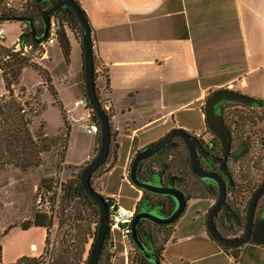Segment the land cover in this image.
<instances>
[{"label": "crops", "instance_id": "0c3cea01", "mask_svg": "<svg viewBox=\"0 0 264 264\" xmlns=\"http://www.w3.org/2000/svg\"><path fill=\"white\" fill-rule=\"evenodd\" d=\"M85 13L90 27L93 56L108 76L107 100L117 146L113 168L97 178L104 182L120 173L117 193L106 191L124 209L136 210L143 193L132 186L128 171L134 155L155 143L169 131L182 129L196 136L206 129L203 107L213 92L232 85L234 92L253 100H264V0H75ZM19 24L15 40L2 46L10 48L22 34ZM69 62L58 70L42 60L38 64L49 78L48 86L57 93L67 123L66 147L62 157L65 168L76 172L96 155L98 136L86 135L80 143L75 128H84L90 111L73 108L85 98L82 49L73 34ZM61 51V50H60ZM62 54V53H61ZM63 57V55H62ZM46 62V63H45ZM22 72L19 85L26 89ZM65 76L63 84L58 79ZM39 77V76H38ZM36 83V82H35ZM71 91L69 105L63 92ZM45 108L39 118L46 121ZM62 116V115H61ZM44 136L53 137L54 133ZM126 190L127 196L122 195ZM201 205V206H200ZM209 199L187 202L185 213L173 224L164 245L160 264H264V247L245 244L237 257L226 253L206 231ZM47 229L19 227L0 238V264H13L23 256L38 258L45 249ZM27 241L25 242V240ZM111 263L116 264V244ZM125 264H128L125 259Z\"/></svg>", "mask_w": 264, "mask_h": 264}, {"label": "rangeland", "instance_id": "374dc122", "mask_svg": "<svg viewBox=\"0 0 264 264\" xmlns=\"http://www.w3.org/2000/svg\"><path fill=\"white\" fill-rule=\"evenodd\" d=\"M35 1L36 0H0V16H26L29 14L35 15V5L39 4L40 0L39 2ZM6 21L7 22L0 21V24L6 32L5 43L9 44L13 40H15L19 24L17 22H10L12 20ZM63 30L65 31L66 35L67 33H70L69 29L65 27L63 28ZM48 52L50 60L47 63L45 62L48 67H51V69H54L55 71L62 68L64 63L58 43L56 42L55 45L49 47ZM32 57L33 56H30L28 58L29 60H33L29 62L28 68H30L31 70H27L24 72L22 82L24 83V85H35L26 89L24 87H21V85H19L18 83L13 87V90L17 94L26 90H38L37 103L39 107L37 106L36 108L38 112L36 114H31L30 119H28L30 124L26 127L33 142H36L38 148L37 151L33 154H31L30 152L24 155L21 154L18 160L16 158L10 157L0 150V238L2 237L3 232L9 227L15 226L20 228V225L32 222L35 214H37L36 199L38 197V194L44 192L47 189H51L55 179H57V182H62L61 184L63 185V187H65L71 181L76 180L78 174V172L71 168H65V170L61 172L60 164L62 162L61 155L63 153L61 149L63 145L61 134L65 131V127L60 129V131L55 135L59 137V140L55 143H53L54 139L52 140L54 136H44L43 130L45 127V122L43 119L39 118L40 112L43 109L41 95L44 93V89L41 86H37V83L46 80V78L42 70L39 68L38 64L40 63V61L34 60ZM6 60L7 58L3 59L1 57L0 65L6 62ZM97 81L99 85L98 90L100 95V92H105V72L101 71L99 73ZM4 86L3 75L0 71V90L3 91ZM62 96L64 98L63 103L65 105H69L72 99L71 91L63 92ZM44 99L47 104V110L44 115L46 121L45 130L50 134L54 133L56 130H58V128L62 126V116L58 105L54 103L51 92L49 94H46ZM2 104L3 102H0V105ZM81 110H83V108ZM229 110L230 115L227 116V119L231 121L237 120L240 122L238 128L236 129L240 136H242L243 138L246 137L247 134H251V139L247 140L244 146L239 147V144L234 145V154L232 155L231 161L233 164L232 170L236 183L238 185L243 184L247 189L246 193L239 198V200L241 201V203L239 204L241 205H238V202L236 203L237 212H239L240 215H244L243 209L246 206V203L251 198L250 191L264 182V140L261 139L263 142H260L262 147H260V144L258 143V140L261 136L264 138V106L251 108L249 106L245 107L233 104L229 105ZM11 123V121H8L7 124H5V122L2 120V117L0 116V124H2L0 125V135L1 133H11V131L13 130V125ZM75 132H77L76 136L80 143L86 141L84 128L76 127ZM1 138L2 137L0 136V141ZM42 140H44V143L41 142ZM256 142L257 147L255 146ZM43 146H45V149L43 148ZM23 159L27 162L22 163ZM111 162L112 158L109 159L107 166ZM15 163H22L26 167H17L14 165ZM33 164H36V166H34ZM106 168L107 167L104 166L93 176L91 183L92 187L98 194H100L99 192H101L105 195L106 191L117 193V189L120 183V173H116L111 179L109 178L107 180V183L104 182V178L101 180H97V178L100 177L103 172H105ZM168 172L175 174V170L172 167ZM188 181L189 184H194V182H196V180L191 175H189ZM122 195L123 197L127 196V192L125 189L123 190ZM151 195L154 196L153 194ZM147 196L149 197V195ZM61 197V192H54L53 201L55 202L56 206L57 219L53 221L50 220L52 227L49 230V256L52 253L58 252L59 243L64 237L63 234L66 230L65 224H68V216L72 215V208L75 205V202H71L67 205L64 200H61ZM212 203L214 204V201H212ZM146 205L147 204L145 202L141 207L145 209ZM263 206L264 196L258 202L255 218L258 217L259 211ZM84 212L87 215V222L89 221L91 223L89 232L90 234L88 237V243L86 245V252L84 255V260H86L88 257V250L90 249L94 240L92 239L93 233L95 231L93 223L96 221V217L90 214L89 210L87 209L84 210ZM152 214L154 216H160L159 209H154L152 211ZM81 216L84 217L82 213ZM62 220H64L65 224H63V226L59 228ZM219 223L220 220L217 222V225H219ZM152 228L158 238L157 246H160L163 241L165 231L155 226H152ZM113 236L115 244L119 251L118 253H122V255L118 257V262L116 264H125V259L128 264H136V252L131 250L128 253V256L125 257L123 255L122 246L119 243L118 235L114 234ZM27 239L28 238H26L25 242L27 241Z\"/></svg>", "mask_w": 264, "mask_h": 264}, {"label": "trees", "instance_id": "16d2710c", "mask_svg": "<svg viewBox=\"0 0 264 264\" xmlns=\"http://www.w3.org/2000/svg\"><path fill=\"white\" fill-rule=\"evenodd\" d=\"M39 2V0L35 1ZM60 2V0H40L39 4L35 5L36 14L32 15H26V16H12V15H2L0 16V21H6V20H17L20 21L21 19H25L30 21V23L33 26V29L35 31L36 36H41L43 26H42V20H41V13L48 8H51L55 5H57ZM77 5L79 6L78 2L75 1ZM80 7V6H79ZM81 9V8H80ZM82 10V9H81ZM83 12V11H82ZM84 13V12H83ZM85 15V13H84ZM51 19H55L59 24V30L57 32V40L61 53L63 55L65 63L69 62V54H70V43L68 40V37L63 30V28L69 29L70 34H73L75 38L78 40L80 46H81V36H80V29L78 26V22L76 20V17L74 13L67 7H62L58 9L54 14H52ZM26 25L25 30H23L22 34L19 36V42L21 44H35L33 42V39L31 36H26V33L28 32L27 24L25 22H22ZM1 57L3 59H6V62L2 63L0 65V71L3 75L4 80V88L9 91L10 96L12 95V87L16 86L21 78L22 72L25 68L29 67V59L20 57L17 53H13L11 51V48H6L4 46H0V59ZM94 59V81H95V89L97 96L99 98V85H98V63L95 57ZM36 67V66H35ZM40 68V67H39ZM41 69V68H40ZM42 70V69H41ZM42 72L45 75L46 80L49 82V78L46 75V73L42 70ZM108 76L105 74V87L108 89ZM49 92H51V95L54 99V103H56L60 109V113L62 115L63 121H64V127L67 129V123L64 116V111L62 109V106L60 102L57 100V93L56 91L51 87L48 86ZM255 104L254 106H249L251 108L253 107H261L264 106V100H254ZM233 105V104H229ZM229 105H227L229 109ZM241 106V105H239ZM248 107V106H245ZM45 108V105H43V109ZM42 109V110H43ZM88 111H90L89 105L87 106ZM230 115V114H228ZM0 116L2 117V120L7 124L8 121H11L13 125V130L11 133H1V141H0V150L9 155L12 158L19 159V156L22 154H26L30 152L31 154L35 153L37 151V144L36 142H33L28 129L26 128L30 122L29 120H26L21 114H20V107L18 104H16L14 101L10 100L8 102H5L4 104L0 105ZM90 119L91 122L96 123L99 125L96 116L94 113L90 112ZM240 119V118H239ZM231 122V125L235 127V129L239 126V121L237 120H229ZM2 125V124H0ZM3 127V126H2ZM210 135H213L209 132ZM99 138V135H97ZM214 136V135H213ZM54 139L53 143L57 142L59 140L58 136H54L52 140ZM51 140V142H52ZM115 136L113 133H111V141H110V148H109V154L107 159L102 163V165L92 174L90 182L92 183L93 176L104 166H106L105 172H103L100 177L108 173L114 165L115 162V153L117 146L114 143ZM41 142L44 143V140ZM177 142H182L179 138L172 141L169 145H167L163 150L155 154L153 157L141 162L137 168V176L144 180L145 176L151 177L152 180H157L160 178L168 180L172 178L174 175H176V169L177 167L181 168V172L178 173V188L181 193L184 194V196L187 199V202L191 200H205L209 199L212 201H216L218 196V190L215 187H209L205 188L203 183L193 176L189 171V165L187 163L186 156L184 154H181L178 152L180 158L178 161V165L175 164V162L171 159L173 154L175 153V146ZM45 149V146H43ZM99 148V141H98V147L95 150L97 153ZM64 153V152H63ZM63 153L61 155V158L63 157ZM213 153L215 155H218L220 153V147H217L214 149ZM112 158V162L107 166V163L109 162V159ZM27 161L23 159L22 163H26ZM22 163H15L14 165L20 168L26 167ZM36 166V164H33ZM171 167L174 168V173H169L168 171L171 170ZM83 168H80L77 174V179L74 181H71L69 184H67L65 187L63 185L61 186V189L59 192L62 193L61 200H64L66 204H70L71 202H75V205L72 208V215L68 216L69 222L68 224H65L64 220L61 221V224L59 225V228L65 224L66 230L64 231V237L59 243V249L57 253H52L49 256V230L52 227V224L50 220H48L45 216L41 214H35L32 222L25 223L23 225H20V229L25 231L29 229L30 227H44L47 229V237L45 240V249L43 254L38 258H31L27 256H23L19 258L15 263L13 264H85L86 260H84V255L86 252V245L88 243V237L90 232V226L91 223L87 222V215L86 211L89 210V213L92 214L94 217H96V221L94 224V233L92 236V239L96 236V231L99 223V213L98 208L95 204V202L87 200L84 202L86 195L80 185V174ZM191 175L196 182L194 184H189L188 177ZM99 178V177H98ZM145 181V180H144ZM236 183V180H235ZM262 184V183H261ZM260 184V185H261ZM92 185V184H91ZM236 191H230L228 194L230 197L227 199V202H233V204L236 206V203L238 202V205H241V201L239 198L244 195L247 191V189L244 187L243 184L238 185L236 183ZM259 185V186H260ZM258 186V187H259ZM254 188L252 191H250V196L257 190V188ZM181 189V190H180ZM50 189L45 190L44 192H49ZM249 191V190H248ZM143 196L138 204V206H142L143 203L146 202V209H153L154 207H158L159 213L162 216H168L171 214L175 207V202L170 197H163L161 196H152L151 194L147 192H142ZM194 193V194H192ZM149 195V197L147 196ZM228 195V196H229ZM264 196V195H263ZM262 196V197H263ZM155 197V198H150ZM260 198V200L262 199ZM104 198V197H103ZM105 200H108L107 198H104ZM250 200V199H249ZM259 200V201H260ZM249 202V201H248ZM243 209V214L240 215L239 212L236 210V214L241 222L240 226L235 225L234 233L238 234L242 231V225L245 222V214H246V207L247 204ZM137 206V207H138ZM237 207V206H236ZM264 210V206L261 208ZM260 209V210H261ZM137 210V208H136ZM261 212V211H260ZM81 213L84 217L81 216ZM260 214V213H259ZM258 214V215H259ZM66 217V215H65ZM220 220L219 225H217V222ZM216 227H222L224 226L223 218L218 215V217L215 220ZM152 226L161 228L165 231V235L163 238V241L160 246H157V235L153 231ZM173 225L170 226H158L155 224H152L147 221H140L138 224V234L140 238L142 239V235L144 234L146 229L151 230L152 238H151V248L152 253L154 254L155 259L161 261V254L164 249V245L167 242L170 230L172 229ZM9 227L7 230H5L2 234V236L6 235V233L14 228ZM94 241V240H93ZM244 246V245H243ZM238 247L234 249H226L221 247L226 253L232 255L233 257H237L239 254L241 248ZM264 247V244L261 245ZM132 250L136 252L137 254V261L136 264H149L148 260L145 258L144 254H142L133 244H131ZM91 248V247H90ZM90 252V249L88 250V253ZM113 254L110 252V240L108 233L106 234L101 253L97 259L96 264H110Z\"/></svg>", "mask_w": 264, "mask_h": 264}, {"label": "water", "instance_id": "95a60500", "mask_svg": "<svg viewBox=\"0 0 264 264\" xmlns=\"http://www.w3.org/2000/svg\"><path fill=\"white\" fill-rule=\"evenodd\" d=\"M62 7L69 8L74 13L78 22L81 36L85 99L90 107V112L94 113V115L96 116L100 128L98 151L94 158L87 165H85L80 174V185L86 195L84 202H86L87 200L95 202L99 213V223L96 231V236L91 245L90 252L88 253V257L85 263L96 264L107 234L108 222L106 201L103 196L98 194L93 189L90 180L92 174L102 165V163L108 157L111 141V125L109 122V117L104 111L95 89L93 46L90 27L87 22L86 16L77 5L75 0H60L57 5L41 13L43 30L41 36L39 37L36 36L30 21L21 19L18 22H25L27 24L28 32L26 33V36H31L33 42L35 44H39L48 36L52 14H54L58 9ZM221 102L235 103L241 106H253L255 104V101L252 98L244 96L240 93L223 89L210 94L206 98L204 103L203 114L205 117L206 127L210 133L217 137L221 144L222 159L220 160V172L222 176L226 177L228 182L230 183L231 179L225 168V160L230 153V133L228 128L225 126L221 115L215 113V107ZM177 138L181 139L188 149L190 157V167L193 175L199 179L211 180L217 186L218 197L212 208L207 213L205 221L206 231L211 240L226 249L238 248L249 243L255 245H263L264 214L260 219L257 220H255V214L258 202L264 195V182L252 194L247 204L243 235L234 239L223 238L220 235L215 224V220L220 212L224 213L226 223L233 222L235 223V225L240 226L241 222L238 216L226 204V184L222 177L217 173L205 171L201 168L198 160V154L202 157H204L205 155L203 154L202 147L198 138L192 136L190 133L182 129H174L169 131L165 136H163L155 143L139 150L134 155L131 161L128 171V179L132 186H134L141 192L170 197L175 202V207L171 214L168 216H154L152 214V211L154 209H158V207H154L151 210H135V216L131 224V241L133 245L144 254L146 259L151 260L152 264H160L159 260L153 258L151 259L148 255L147 250L138 234V224L140 221L144 220L158 226H170L175 224L185 212V209L187 207V199L183 193L173 187L155 184V182L144 181L137 176V168L141 162L153 157L155 154L163 150L167 145H169L174 139ZM157 182L159 183L160 180L157 179Z\"/></svg>", "mask_w": 264, "mask_h": 264}, {"label": "built area", "instance_id": "2783aa9c", "mask_svg": "<svg viewBox=\"0 0 264 264\" xmlns=\"http://www.w3.org/2000/svg\"><path fill=\"white\" fill-rule=\"evenodd\" d=\"M7 22V21H5ZM1 23V22H0ZM59 30V24L55 19L50 20V26L48 30V36L45 40L41 41L39 44H21L19 38L16 42L10 47L13 53H17L20 57L28 59L30 56L34 60H47L48 59V48L55 45L57 40V32ZM6 32L5 29L0 24V46H2L5 41ZM32 60V59H31ZM29 60V62L31 61ZM33 61V60H32ZM66 81V77L63 76L58 79L59 84H63ZM48 81H40L37 83V86H41L43 89H47ZM225 90H232V85L226 86ZM105 92H100L99 101L109 117V122L111 125L112 117L109 112V102L107 100V88H104ZM38 90H26L21 93H16L12 87V95L10 96L9 91L5 88L0 90V102L3 104L7 101H14L20 107V114L26 119H30L31 114H36ZM88 103L85 98H81L73 103V108H83L87 109ZM39 107V106H38ZM85 133L87 135L97 136L99 135L100 128L99 125L93 122H88L84 127ZM116 128H113L111 125V133H114ZM62 135V151H65L66 140H67V129L61 134ZM61 172L65 170V166L61 162L60 164ZM62 182H57V179L54 180L52 188L49 192H42L38 194L36 199V211L38 214L45 216L48 220H56V206L53 201L54 192L60 191ZM108 199V198H107ZM106 201L107 208V233L110 240V248L113 249V244L115 243L114 234L118 235L119 243L123 249V255L128 256V253L132 250L131 244V224L135 216V210H128L121 207L114 198H109Z\"/></svg>", "mask_w": 264, "mask_h": 264}, {"label": "flooded vegetation", "instance_id": "af4514ba", "mask_svg": "<svg viewBox=\"0 0 264 264\" xmlns=\"http://www.w3.org/2000/svg\"><path fill=\"white\" fill-rule=\"evenodd\" d=\"M229 104H235V103H227V102L219 103L215 107V113L218 114V115H221V117L223 118L224 124L228 128L229 133H230V138H231V141H230V153H229V155L227 156V158L225 160V168H226V171L229 174L230 179H231L230 183L228 182L226 177L222 176V174L220 172V168H221L220 160L222 159V150H221V144H220L219 140L217 139V137H215L213 135H210L207 127H206L205 131L202 134L198 135V136H196L194 134H191V133L190 134L192 136H195L196 138H198V140H199V142L201 144V147H202L203 154L205 155L204 157H202L201 155L198 154V160H199L201 168L203 170H205V171L217 173V174H219L222 177V179L224 180V182L226 184V194H227L226 204L236 214V206L233 204V202L232 203L231 202H227L228 197H230V195L228 193L230 191H236V187H237V185L235 183L234 173H233V170H232L233 164L231 162L232 161V155L234 154L233 147H234L235 144H239V147L244 146L246 141L251 139L250 138L251 134L249 133V134L246 135V137L242 138V136H240V134L236 131L235 127L233 125H231V122L227 119L228 114H230V110L227 107V105H229ZM261 139L264 140V138L261 136L260 139L258 140L259 144H260V142L261 143L263 142ZM174 140H176V139H174ZM176 145L177 146L174 147L175 148V153L173 154L171 159L175 162L176 165H178V161H179V158H180L178 152L181 153V154H184L186 156L187 163L189 165V171L193 175V173L191 171V167H190V157H189V152H188L187 147L185 146L184 142L183 143L177 142ZM255 146L257 147V142L255 143ZM259 146L262 147L261 144ZM217 147H220V153L218 155H215L213 153V151ZM180 172H181V168L177 167L176 175H174L172 178H170L168 180L160 178V182L159 183L157 182L156 179H155L156 181H154L149 176H145L144 180L147 181V182H155V184H161V185H164V186H169V187H173L175 189H179L178 185H177L178 184L177 182H178V178H179L178 177V173H180ZM199 180L203 183L205 188L215 187L217 189V186H216V184L213 181L205 180V179H199ZM164 197H166V196H164ZM160 198L162 199L163 197H160ZM137 210L141 211V210H145V209H143L141 206H138ZM260 211H259L260 214L258 215L257 218H255V220L260 219L261 216L264 214V210L261 209ZM218 215H220L223 218V221H224V226L217 228L219 233H220V235L223 238L234 239V238L241 237L243 235L245 222L242 225V231L240 233H238V234H235L234 233L235 223H233V222L226 223V218H225L223 212H220ZM151 238H152L151 230L150 229H146L144 234L142 235V239L141 240H142V242H143V244H144V246H145V248L147 250V253L150 256V258L151 259L152 258L155 259L154 254L152 253L153 252L152 248H151ZM148 263L152 264V261L148 260Z\"/></svg>", "mask_w": 264, "mask_h": 264}]
</instances>
